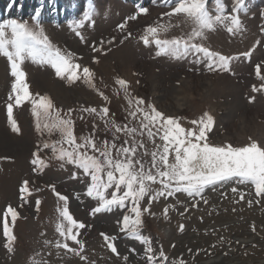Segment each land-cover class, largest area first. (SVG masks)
I'll return each instance as SVG.
<instances>
[{"label": "rangeland", "instance_id": "374dc122", "mask_svg": "<svg viewBox=\"0 0 264 264\" xmlns=\"http://www.w3.org/2000/svg\"><path fill=\"white\" fill-rule=\"evenodd\" d=\"M83 1L12 0L11 10L0 12V70L3 73L0 76L4 78H0V129L12 143H22L27 147L21 155L18 152H6L7 156H0V264H58L71 260L77 264H147L144 246L119 231L124 214L121 210L92 214L91 209L97 206V202L83 195L86 189L79 178H71L73 171H76L73 166L60 169L59 161L46 159L52 154L50 149H45L39 155L48 166L38 175L31 173L29 161L41 137L35 131L36 118L31 114V103L24 101L16 105L14 98L9 100V96L13 95L11 85L14 78L4 52L12 53L13 58L19 52L21 57L26 58L21 70L25 73L32 96L48 95L62 117L69 109L73 110V134L78 143L81 142V136H92L97 143L112 139L111 133L104 132L102 121L78 112L81 105L98 110L107 106L110 119L121 125L127 123V101L122 92L114 94V90L118 89L114 80L118 76L131 84L133 96L149 97L158 109L179 116L181 127L185 129L195 130L190 121L198 120L207 111L214 118V130L210 137L216 145L247 147L256 143L258 147L264 148V0H240L239 4L236 0H223L225 14L235 15L241 24L235 33H228L226 28L218 26L216 31L206 34V46L222 55L234 57L228 72L215 74L189 71L190 68L196 69V65L190 64L188 60L155 57L154 45L146 47L142 42L137 43L146 28L159 24L180 25L169 28L167 33H160L161 39L176 38L191 31L193 25L185 16L165 15L172 10L177 0L167 5L156 0H142V6L139 7L121 0H89V4L93 5L84 10ZM54 2H57L59 10L65 4L77 8L82 6V9L78 12L73 10L75 16H66L56 22L35 16L42 5L47 11H54ZM141 7L148 9L147 13L140 14L138 10ZM208 8L210 12L214 11L211 2ZM40 12H43V8ZM67 12L60 10L61 15ZM133 15L137 19L129 20ZM120 24H125L131 32L123 45L120 40L124 34L118 31ZM113 38L115 42L108 45L107 41ZM97 48L101 51L96 52ZM245 52L250 55L243 56ZM57 53H71L74 63L92 68L96 73L94 83L97 89L108 96V101L101 100L82 82L67 86L49 66L40 63ZM257 66L260 69L259 76L256 73ZM253 88L258 91H253ZM55 91H62V95L56 97ZM9 103L14 105L13 119L19 129L17 133L12 132L7 121ZM93 123L97 125L95 132ZM119 135L120 139L116 141L118 145L125 138L123 134ZM59 138L55 130L50 138L47 133L43 137L51 140ZM137 139L142 140L151 152L153 144L146 135L138 136ZM156 143H161L158 137ZM21 159L25 161L21 166L23 168L17 169L14 166H20ZM144 159L149 163L151 161L150 156ZM24 179L30 180L31 195L28 196L27 204L19 196V186ZM52 184L57 191L68 196L69 212L73 218L85 224L78 236L84 242V249L80 253L86 258L84 260L55 246L62 239L55 229L58 220L56 209L58 203L62 205V202H58L51 191ZM231 187L237 188V194L231 192ZM36 188L40 191H35ZM112 190H109V194ZM219 191L224 192L226 198L207 189L205 195L209 203L205 205L201 201L196 208L192 207L191 199L183 194H177L180 204L176 203V198L167 201L161 198L154 202L153 215L142 216L141 234L152 241L153 255L157 261L162 264L159 256L161 250L168 257V264L174 260L176 264H197L215 259L226 264H234L238 260L253 264L264 258V197H257L254 185L249 182L237 184L233 181ZM238 193L244 194L242 200ZM77 194L79 199L76 198ZM37 200L40 201L38 208ZM168 204L175 208L169 211L168 219L165 220L163 209ZM184 206H187L188 211L182 217L180 213L184 212ZM8 207L18 212L15 223L8 217L15 238L11 252L5 248L7 240L3 235L4 212ZM64 223L66 225L67 222ZM181 223L185 225L184 231L179 229ZM101 233L117 237L114 246L119 256L107 248ZM221 237L224 238L223 243L219 242ZM248 239L254 243L238 244V241L249 242ZM68 244L69 247L78 248L72 241H68ZM124 257L128 259L124 260Z\"/></svg>", "mask_w": 264, "mask_h": 264}, {"label": "snow or ice", "instance_id": "6c2138e0", "mask_svg": "<svg viewBox=\"0 0 264 264\" xmlns=\"http://www.w3.org/2000/svg\"><path fill=\"white\" fill-rule=\"evenodd\" d=\"M210 2L214 6L213 12H210L208 8ZM236 3L239 4L240 0H236ZM138 11L140 14H145L148 9L141 7ZM165 15L185 16L193 25L191 31L176 38L161 39L160 33H167L169 28L180 27V25L159 24L146 28L137 43L142 42L146 47L154 45L155 57L188 60L190 64L196 65V69L190 68L189 71H202L206 74L229 71L230 61L234 57L213 51L205 44L206 34L216 31L218 26L226 28L228 33H235L240 29L241 21L235 15L225 14L223 0H177L172 10ZM128 19L135 21L137 17L133 15ZM118 31L124 34L123 39L120 40V44L123 45L131 36V32L126 29L125 24H120ZM114 42L115 38L108 40L107 44L112 45ZM95 51L100 52L101 49L97 48ZM3 55L7 57L11 76L14 78V83L11 85L13 95L9 96V100L14 98L16 105L24 101L31 103V114L36 118L35 131L41 137L29 161L32 166L31 173L38 175L48 166L45 159H41L39 155L45 149H50L52 154L46 159L59 161L60 169L73 166L76 171H73L71 178H79L86 189L83 195L97 202V206L91 209L92 214L111 213L113 209L121 210L124 214L119 231L144 246L143 252L147 264H161L153 255L152 241L141 234L142 216L153 215L152 206L155 201L161 198L165 201L176 198V203L180 204L177 194H183L191 199L192 207L196 208L201 201L205 205L209 203L205 195L207 189L226 198V194L219 190L233 181L237 184L251 183L254 185L255 195L264 197V148L258 147L256 143H251L247 147L214 144L210 137V133L214 130V118L207 111L198 120L190 121L195 126V130L185 129L181 127L179 116L169 115L158 109L156 103L149 97L133 96L130 91L131 84L117 76L114 83L118 85V89L114 90V94L122 92L127 101L128 107L125 109L127 123L121 125L110 119L107 106L98 110L96 107L81 105L78 112L87 113L102 121L104 132L111 133L112 139L97 143L92 136H81V142L78 143L77 137L73 134V110L69 109L62 117L48 95L32 96L25 73L21 70V65L26 58L21 57L19 52L15 54V58L12 53L4 52ZM242 55L249 56L250 53L245 52ZM40 63L49 66L55 76L67 86L82 82L101 100L108 101V96L97 89L94 83L96 73L88 66L74 63L71 53L67 55L57 53ZM256 73L259 76L258 66ZM136 83L139 84V81ZM253 91L258 89L253 88ZM13 107L12 103L7 105V121L12 132L17 133L19 129L13 119ZM80 118L83 119V116ZM92 127L95 132L97 125L93 123ZM54 130L59 134L58 140L43 139L45 133L50 138ZM119 134H123L125 138L118 145L116 141L120 139ZM145 135L152 141L151 152L142 140L137 139L138 136ZM157 137L161 143H156ZM147 156L151 157L150 163L144 159ZM29 185L30 180L24 179L19 186L20 200L25 204L29 203L28 196L31 195ZM157 185L158 187H154ZM110 189L113 190L109 194ZM230 190L237 194L236 187H231ZM35 191L40 189L36 188ZM51 191L58 202H62V205L58 203L56 209L58 220L55 226L56 232L62 239L58 240L55 246L80 256L84 249V242L78 239V236L80 230L85 228V224L77 222L70 214L68 196L57 191L54 184L51 185ZM238 194L242 200L244 194ZM76 198L79 199V194ZM36 204L38 208L40 201L37 200ZM174 208L172 204L164 207L165 220L168 219L169 211ZM187 211V206H184V212L180 215L183 217ZM17 216L18 212L13 207H8L4 212L3 235L7 240L5 248L9 252L12 251L11 245L15 238L12 235L8 217L15 223ZM64 222H67L66 225ZM179 229L184 231L185 225L179 224ZM101 235L107 248L119 256L114 246L117 237L103 233ZM68 241L78 245V248L69 247ZM219 242L223 243L224 238L221 237ZM45 243L48 242L45 241ZM189 251L191 252V249ZM159 256L162 264H168V257L164 255L163 250L160 251ZM80 258L86 259L83 256ZM127 259L124 257V260ZM172 264H176V261H172Z\"/></svg>", "mask_w": 264, "mask_h": 264}, {"label": "bare ground", "instance_id": "6f19581e", "mask_svg": "<svg viewBox=\"0 0 264 264\" xmlns=\"http://www.w3.org/2000/svg\"><path fill=\"white\" fill-rule=\"evenodd\" d=\"M75 1V0H74ZM97 1V0H96ZM142 1V0H141ZM158 3H161V4H163V5H167V4H169L171 1H173V0H156ZM9 0H0V12L2 13V11H4L5 10V8H6V10H9V7L11 6L10 4H9ZM98 2V1H97ZM144 2H146V1H144ZM34 4V3H33ZM20 6H21V4H20ZM79 6V5H78ZM2 7H5L4 9H2ZM68 7H72V8H74V6H69L68 4H65L64 5V8H62L61 10H67V11H69L68 10ZM23 8H25V7H23ZM43 8V12H42V14H47L49 11H47L46 10V8L45 7H42ZM42 8H41V10H42ZM32 9H33V7H32ZM36 9V8H35ZM21 10V9H20ZM34 10V9H33ZM74 11H78L79 10V7L77 8V7H75L74 9H73ZM24 11V10H23ZM36 11V10H35ZM15 12V11H14ZM19 13V12H18ZM72 12L70 11V14H71ZM4 14V13H3ZM21 16V15H20ZM25 16V15H24ZM57 16L58 17H60L61 16V14H60V10L57 8V2H54V11H52V14L50 15V16H44V17H46L47 19H50V20H54V19H56L57 18ZM124 59V58H123ZM130 59V58H129ZM126 60V59H125ZM132 61V60H131ZM125 62H127V61H125ZM133 62V61H132ZM128 63V62H127ZM134 63V62H133ZM124 64V63H123ZM132 64V63H131ZM127 65V64H126ZM125 66V65H124ZM127 67V66H126ZM112 68H113V66H112ZM114 68H115V66H114ZM123 68H125V67H123ZM109 69V68H108ZM125 69H127V68H125ZM100 70V69H99ZM107 70V69H106ZM127 71H129V70H127ZM131 71V70H130ZM103 72V71H102ZM105 72V71H104ZM0 73H2V70H0ZM113 73V72H112ZM128 73V72H127ZM3 74V73H2ZM2 74H0V75H2ZM3 78V76H0V78ZM106 77H109V76H106ZM112 77V76H111ZM1 78V79H2ZM2 80H4V78L2 79ZM202 84V83H201ZM205 85H207V84H205ZM186 86V85H185ZM58 87V86H57ZM156 87V86H155ZM203 88V87H202ZM200 89V88H199ZM206 89V88H205ZM181 90V89H180ZM186 90V89H185ZM175 91V90H174ZM184 91V90H183ZM198 91V90H197ZM53 93V92H52ZM66 93V92H65ZM189 93V92H188ZM209 93V92H208ZM214 93V92H213ZM54 94V93H53ZM178 94V93H177ZM177 94H176V96H177ZM181 94V93H180ZM191 94V93H190ZM196 94V93H195ZM55 95H56V97H59L58 95H62V91H55ZM156 95V94H155ZM179 95V94H178ZM182 95V94H181ZM200 95V94H199ZM198 95V96H199ZM213 95V94H212ZM180 97V96H179ZM186 97H188V96H186ZM201 97V96H200ZM176 100V99H175ZM174 100V101H175ZM181 102V101H180ZM235 102V101H234ZM175 105H176V103H175ZM238 106V105H237ZM236 106V107H237ZM242 110V109H241ZM226 112H228V111H226ZM245 112V111H244ZM171 113V112H170ZM253 116V115H252ZM247 117V116H246ZM255 117H257V116H255ZM242 119H244V118H241V120ZM223 121V120H222ZM243 121H245V119L243 120ZM250 121V120H249ZM251 123H252V121H250ZM231 123V122H230ZM246 123V122H245ZM250 124V123H249ZM246 125V124H245ZM252 125V124H251ZM260 125V124H259ZM251 127V126H250ZM255 127H256V125H255ZM245 128V127H244ZM248 130V129H247ZM251 133V132H250ZM225 134V133H224ZM218 136V135H217ZM235 137H237V136H235ZM251 137V136H250ZM227 138H229V137H227ZM263 138V137H262ZM230 139V138H229ZM262 142V141H261ZM260 142V143H261ZM264 144V143H263ZM262 144V145H263ZM27 150V147L25 146V144H22V143H16V144H14V143H12L10 140H9V138L6 136V134H4L2 131H1V129H0V156L2 157V156H7L5 153L6 152H8V153H19L20 155L21 154H23V153H25V151ZM25 162V161H24ZM23 162V160L21 159L20 160V166L18 165V164H16L14 167H16L17 169H18V167H19V169H22L23 167H21V166H23L22 164L24 163ZM223 224V223H222ZM244 229V228H243ZM243 233V232H242ZM233 235H235V234H233ZM238 237V236H237ZM235 241V240H234ZM237 241V240H236ZM245 241H247V240H245ZM248 241L249 242H240V241H238L239 243V245H248V243H254L253 242V240H249L248 239ZM201 247V246H200ZM98 250V249H97ZM103 255V254H102ZM105 256V255H104ZM217 257V256H216ZM190 258V257H189ZM209 259V258H208ZM102 260V259H101ZM78 261V260H77ZM238 262H239V260H238ZM234 263V264H244V263H241V262H239V263ZM77 264V263H74V261L73 260H71V261H62L61 263H58V264ZM97 262H95V263H91V264H96ZM219 263H222V264H226V263H224V261H222V260H219V259H215V260H211V261H206V262H204V261H202V263H197V264H219ZM231 263V262H230ZM250 263H252V262H250ZM100 264V263H99ZM253 264H264V258H261V259H258V261H256V262H254Z\"/></svg>", "mask_w": 264, "mask_h": 264}]
</instances>
